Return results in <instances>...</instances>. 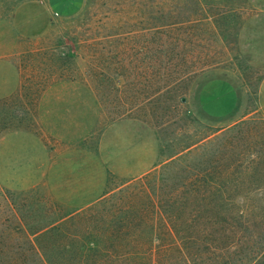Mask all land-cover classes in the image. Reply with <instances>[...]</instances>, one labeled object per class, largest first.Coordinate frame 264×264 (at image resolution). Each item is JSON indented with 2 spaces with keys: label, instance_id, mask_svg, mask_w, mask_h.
I'll list each match as a JSON object with an SVG mask.
<instances>
[{
  "label": "rangeland",
  "instance_id": "374dc122",
  "mask_svg": "<svg viewBox=\"0 0 264 264\" xmlns=\"http://www.w3.org/2000/svg\"><path fill=\"white\" fill-rule=\"evenodd\" d=\"M205 179L248 221L233 257L264 245V0H0V232L183 217Z\"/></svg>",
  "mask_w": 264,
  "mask_h": 264
},
{
  "label": "trees",
  "instance_id": "16d2710c",
  "mask_svg": "<svg viewBox=\"0 0 264 264\" xmlns=\"http://www.w3.org/2000/svg\"><path fill=\"white\" fill-rule=\"evenodd\" d=\"M224 173L225 170L216 171L214 176L223 178ZM204 174V177L210 175L208 171ZM150 177L133 182L125 193H146ZM183 191L189 194L183 197V217H159L157 211L152 215H130L125 210L130 205L129 196H122L119 206L125 211L122 217L109 221L108 225L116 226L113 228H91L94 222L105 225L107 221L88 213H77L57 221L52 228L35 232L2 231L0 243L24 244H0V264H264L260 234L248 248H242L241 256L233 257L238 246L235 234L240 230L248 231L245 225L248 221L244 215L235 217L238 201L233 196V186L226 179L187 184ZM191 207H198L199 212L193 213ZM24 221L21 217L6 220L18 225ZM159 222L164 223L163 229L156 228ZM140 224L146 228L132 227ZM242 243L247 245L249 240Z\"/></svg>",
  "mask_w": 264,
  "mask_h": 264
},
{
  "label": "crops",
  "instance_id": "0c3cea01",
  "mask_svg": "<svg viewBox=\"0 0 264 264\" xmlns=\"http://www.w3.org/2000/svg\"><path fill=\"white\" fill-rule=\"evenodd\" d=\"M13 89H15V87Z\"/></svg>",
  "mask_w": 264,
  "mask_h": 264
}]
</instances>
